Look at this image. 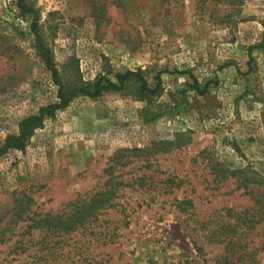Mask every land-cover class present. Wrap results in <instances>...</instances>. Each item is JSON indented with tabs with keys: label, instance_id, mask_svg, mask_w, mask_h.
<instances>
[{
	"label": "rangeland",
	"instance_id": "1",
	"mask_svg": "<svg viewBox=\"0 0 264 264\" xmlns=\"http://www.w3.org/2000/svg\"><path fill=\"white\" fill-rule=\"evenodd\" d=\"M18 1L0 0V144L58 100L34 21L71 79L139 69L162 92L79 95L0 156V264H264V0ZM112 187L87 229L39 221Z\"/></svg>",
	"mask_w": 264,
	"mask_h": 264
},
{
	"label": "trees",
	"instance_id": "2",
	"mask_svg": "<svg viewBox=\"0 0 264 264\" xmlns=\"http://www.w3.org/2000/svg\"><path fill=\"white\" fill-rule=\"evenodd\" d=\"M21 10L24 13L30 12L32 9L28 4L27 0L18 1ZM32 29L36 34V46L45 62L47 67L52 71L55 82L59 85L58 100L46 105H43L37 113L30 114L24 117L20 122L19 132L10 134L3 144H0V156L6 153L10 149H24L31 140L35 131L38 128L44 126L46 119L56 115L57 111L64 109L69 103L79 95H86L93 98L99 97L108 91H123L127 88L128 83L138 85L140 93L143 97L151 98L154 95L161 94L162 92V77L160 74L156 76V83L151 84L148 78L145 76L143 70H131L120 71L115 74V78L108 77L106 75H99L93 81H86L79 73L75 79H71L69 76V70L66 66L67 71L62 73L54 58V53L49 46L45 37L41 34L39 24L34 21ZM255 48H263L264 42L252 45L249 48L250 63L254 60L253 50ZM79 72V70H78ZM207 87V86H206ZM192 88L201 90L200 83L196 80L192 85ZM203 91V90H201ZM154 116L153 118H155ZM191 137H189L190 141ZM169 143L172 141L160 140L154 146L160 151H168ZM151 147V149H152ZM150 147L137 148L145 151ZM117 156V155H116ZM114 156L112 159H115ZM109 171V168L107 169ZM116 190L112 188L100 189L84 198L78 199L74 203H70L71 209L66 213L59 214H47L46 217L40 219L41 223H49L51 226L62 230L64 232H72L79 228L87 229L89 224L93 223L98 219L102 211L113 207V198ZM30 198L25 193L17 194L14 200V204L10 209L13 218L24 219L25 216L30 212ZM230 244L228 248L231 249L233 246ZM223 256L220 260L223 264H231L233 254L230 251ZM241 254L239 258L243 257Z\"/></svg>",
	"mask_w": 264,
	"mask_h": 264
}]
</instances>
